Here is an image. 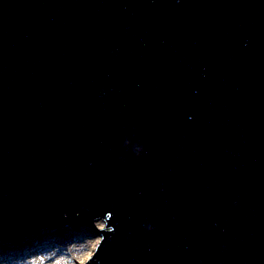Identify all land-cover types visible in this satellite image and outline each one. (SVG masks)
<instances>
[{"label":"water","instance_id":"water-1","mask_svg":"<svg viewBox=\"0 0 264 264\" xmlns=\"http://www.w3.org/2000/svg\"><path fill=\"white\" fill-rule=\"evenodd\" d=\"M98 219L83 264H264V0H0V239Z\"/></svg>","mask_w":264,"mask_h":264},{"label":"rangeland","instance_id":"rangeland-1","mask_svg":"<svg viewBox=\"0 0 264 264\" xmlns=\"http://www.w3.org/2000/svg\"><path fill=\"white\" fill-rule=\"evenodd\" d=\"M97 224H101L102 226L104 225L103 221H98L96 222ZM61 230H65V234H62L63 231ZM51 232L53 233L55 236L54 238L57 241H53L49 247L47 249H42L41 252L45 253V252H51V255L49 258H53L54 260H51V262L55 261L56 258L58 257H64V260H67V264H83L86 259L90 256V254L93 252L95 246H92V244L94 242L99 241V233L97 231V229L91 228L90 226H87L86 224L84 225H77V226H68V227H60V228H52V229H45V230H41L35 234L32 235H38L41 232ZM47 236H45L46 238ZM59 239V241H58ZM75 241L72 243L73 246L74 245H82L83 248H81L79 250V252H75L74 250H70V252H68V249H70V243L71 240ZM69 243V244H68ZM9 246H14L13 249H9L10 251L8 252V256L11 257V254L18 251L19 249V245H12V244H8ZM72 248V247H71ZM74 248V247H73ZM80 251H82V253H80ZM88 256H86V254H88ZM79 254H82L81 256H79ZM67 255V256H66ZM68 255H73V259L69 258L67 259ZM3 255L0 254V257H2ZM40 256V255H37ZM14 261L11 258H8L7 261L3 262V264H14ZM17 264H22L21 262L17 263Z\"/></svg>","mask_w":264,"mask_h":264},{"label":"bare ground","instance_id":"bare-ground-1","mask_svg":"<svg viewBox=\"0 0 264 264\" xmlns=\"http://www.w3.org/2000/svg\"><path fill=\"white\" fill-rule=\"evenodd\" d=\"M101 227H102L101 224H97L96 222L93 223V228L100 229ZM61 231H63L62 234L66 233L65 230H61ZM45 236L47 237L45 238ZM54 236L55 235L53 233L46 231V232H41L38 235H28L24 237L20 241V247L18 250L19 252L17 251L12 258V260L14 261L13 263L17 264L21 262L22 264H67V260L66 259L64 260V257L62 256L56 258L55 261L50 263L51 260H54V257L49 258L51 255V252H45V253L41 252L42 249H47L53 241H57L54 238ZM74 241L75 239L71 240L70 249L66 248L68 249V252H70V250H74L77 253L79 252L81 248H83L82 245L73 246L72 243ZM1 243H0V254L4 255L5 254L4 249L7 247V245L5 243L4 244H1ZM95 245H96V242L92 244V246H95ZM80 253H82V251H80ZM92 253L90 254V256L92 255ZM37 255H40V256H37ZM81 255L82 254H79V256ZM88 255L89 253L86 254V256ZM73 257H74L73 255H68L67 259L69 258L73 259ZM7 259L8 257L6 255L0 257V264H3V262L7 261Z\"/></svg>","mask_w":264,"mask_h":264}]
</instances>
